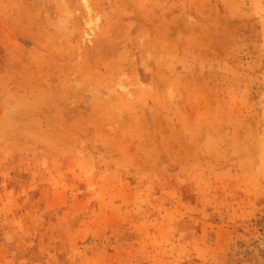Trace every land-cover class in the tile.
Returning a JSON list of instances; mask_svg holds the SVG:
<instances>
[{
  "label": "rangeland",
  "instance_id": "obj_1",
  "mask_svg": "<svg viewBox=\"0 0 264 264\" xmlns=\"http://www.w3.org/2000/svg\"><path fill=\"white\" fill-rule=\"evenodd\" d=\"M0 264H264V0H0Z\"/></svg>",
  "mask_w": 264,
  "mask_h": 264
}]
</instances>
